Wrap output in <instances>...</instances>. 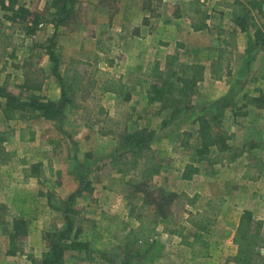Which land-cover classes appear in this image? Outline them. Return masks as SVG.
<instances>
[{"label":"rangeland","instance_id":"obj_1","mask_svg":"<svg viewBox=\"0 0 264 264\" xmlns=\"http://www.w3.org/2000/svg\"><path fill=\"white\" fill-rule=\"evenodd\" d=\"M17 1L20 2L18 5H29V7L25 6L29 10L25 18L17 17L16 21H11L10 16L13 12L2 10V7L0 9L1 92L13 93L23 100H28L33 93H36L50 100L60 101L61 89L52 74L53 63L46 48L50 44L49 39L55 36V50L62 56L61 68L70 57L96 63L102 70L122 78L129 85L133 99L119 103L113 93L103 94L87 102L74 98L72 104L65 108L63 117L52 120L30 109L19 110L16 119L7 120L3 108H0V160L2 161L0 165L7 166L3 161H11L10 169L14 174H18L20 179L21 176L37 177L34 187L41 192L40 196L52 207L61 211L64 208V201L70 194L75 193L80 187L84 189L73 203V206L81 212L83 223L79 222L76 215L74 218L76 226L82 228L79 238L87 242L89 248L69 250L67 256L84 250L88 259L101 257L117 264L127 259L131 264H148L150 261L156 264V258L164 249H177L174 244L169 246V242L160 240L159 235L162 231L169 233L164 231V224L159 227V234L146 244L117 239L123 238L125 233L117 237L113 234H104V238L103 235L101 238L87 239L89 232L85 228L95 216L99 219L102 211L118 214L129 222V228L135 225L136 205L143 198L142 193L133 191L137 177L133 173L119 174L115 170H110L108 166L112 156L120 150L125 133L147 127L156 131L152 147L163 163L162 172L155 176L153 185L163 186L191 197L196 196V207L200 210L205 208L209 200L219 203L221 211L215 226L210 232L203 234L205 246H208L210 252L207 257L211 261L210 264H235L231 258L236 252L233 238L240 213L249 210L255 218L264 220V174H257L255 179L243 178L244 165L252 164L257 158L264 160V92L255 86L250 70L230 75L228 84L206 81L203 82L201 89L198 84L197 93L186 102L180 103L175 110L164 108L162 103L149 105L146 92L149 90L150 80L146 79V71L143 73L140 68L143 64L147 67L150 62L157 59V56L140 57L137 63L135 61L136 67L127 68V62L124 61L123 64L125 53L121 51L125 40L114 39L113 42L110 40L112 46L118 47L113 52L98 51L99 46L109 42L103 39L102 43L98 42L102 38L97 36L98 25H105V28L108 25L103 24L99 19L103 17L96 15L95 5L99 0H69L65 12L53 6V0ZM102 1L108 5V14L113 12V5L117 6L116 3L124 2V0ZM187 1L181 0V3H178L180 7L175 10L196 13L198 17L195 24L201 25L205 19L201 10V0ZM152 3L160 6V0H152ZM157 10L159 8L155 13ZM34 18L36 23L33 26ZM9 21L11 22L8 23ZM143 23L144 20L141 18L133 20L130 24L132 32L140 33V25ZM150 24L148 21V25ZM110 27H112L111 23ZM29 29H33V32L28 33ZM111 33V31L106 32V37H110ZM217 35L216 40L213 35L208 36L207 46L198 45L199 40H191L189 44L184 43V48L178 47L175 39L168 42H172L173 47L176 44L177 51L184 61L194 60L205 63L207 65L205 72H207L210 71V60L217 55L215 50L223 46L228 49L227 42L222 45L219 39L222 37V32L218 30ZM256 55L257 52L251 50L249 58L253 59ZM227 63H229V53L227 60L224 61L225 70H229L226 69ZM84 68L83 65L78 66V70L82 71ZM25 80H29L30 85L43 82L42 90L26 89ZM1 102L2 105L5 104V97H1ZM95 106L96 111L99 109L98 106L104 107V116L112 118L115 122L120 120L117 134L101 140L94 139L99 126L91 121L95 112L92 116V113L89 115V111L94 110ZM201 115L213 121L216 131H224L228 134L229 147L215 146L206 160L196 161L195 139H190V144L186 147L181 143L185 138L183 133L192 128ZM7 136L10 137L9 140L2 141V138ZM252 139L253 142H250ZM49 141L59 155V161L52 168L49 163H44L45 165L34 163L42 155H46L47 158ZM4 142L5 147L16 142L23 143L26 148L32 146L37 148L41 144L44 152L42 151L39 156L27 154L24 158L29 166L22 168L18 163V158L22 157L6 154L3 150L5 147H1ZM186 164L195 166L197 164L198 169L201 170L193 175V180H191L193 177L189 180L182 178ZM1 168L3 171H9V167L1 166ZM62 196L65 198L63 199ZM172 208L178 225H174L171 221L167 225L170 228L179 225L186 227V211L189 206L183 196L174 201ZM59 219H55L54 229L44 231L45 244H47L46 232L60 230L64 225L63 212L62 226H59L61 221ZM190 227L191 229L185 228L187 231L183 230L186 231L183 232V236L192 240L196 237L197 231L191 225ZM233 229H235L234 235ZM17 244L22 245L21 238L17 240ZM183 253L179 251V255L184 256ZM253 263L264 264V246L258 249ZM185 264L195 263L189 260ZM199 264H205V261Z\"/></svg>","mask_w":264,"mask_h":264},{"label":"trees","instance_id":"obj_2","mask_svg":"<svg viewBox=\"0 0 264 264\" xmlns=\"http://www.w3.org/2000/svg\"><path fill=\"white\" fill-rule=\"evenodd\" d=\"M69 0H53V6L61 8L64 12ZM10 6H6L5 0H0V5L5 10H11V21H16L17 17L25 18L29 10L19 4L16 8L17 0H9ZM247 19L252 22V18L247 14ZM36 18L33 19V26ZM244 22V21H243ZM243 22L242 25H243ZM201 25L193 24V28L198 30ZM244 27V25H243ZM33 32L28 30V33ZM258 33V30H257ZM260 33L257 35V38ZM55 36L49 39L47 45V54L53 65L52 74L56 77L61 89L60 101H53L40 94L33 93L28 100H23L13 93L0 91V108L3 110L4 117L7 120H13L18 117L19 110L30 109L38 112L39 115L46 119H59L65 114V108L72 104L74 98L83 102L90 99L99 98L103 94L113 93L117 96L119 103H125L131 100L132 95L129 85L122 78L115 77L102 70L96 63L68 58L62 65V56L56 50ZM102 43V40L98 41ZM108 48L104 52L111 50V41L107 43ZM178 43V47H181ZM98 49H101L99 46ZM215 58L210 61V72L213 78L222 79L230 75V70L224 69V61L227 60L229 53L226 47H220L215 50ZM83 65L85 68L81 71L78 66ZM207 65L197 61H184L179 51L170 52L165 58V62L155 59L149 63L146 69V76L150 80L148 95L149 105L162 103L164 108L175 110L180 103L191 99L198 89V84L204 79ZM29 80H25L24 87L33 91H41L43 82L37 85H30ZM1 97H5L6 102L2 105ZM255 102L257 99L254 100ZM258 104V103H257ZM3 106V107H2ZM99 109L89 111L93 116L94 124L99 126V133L102 135H115L118 133L120 120L113 121L112 118L104 116V107L98 106ZM86 111V108L84 109ZM178 111V109L176 110ZM90 119V116H89ZM116 123V125H115ZM119 125V126H118ZM156 131L147 127L127 131L123 138L120 150L116 152L109 161L108 168L115 170L119 174L133 173L137 177V182L133 184L134 192L143 194L141 203L136 207L134 216L135 225L128 227L129 222L121 218L118 214H112L109 211H102L99 219L90 221L85 228L90 231L96 238H101L104 234H113L117 237L125 233L123 238L126 242H140L143 244L153 240L159 234V227L164 224V231L170 234H179L182 237V243L191 249L192 258L207 257L210 252L203 239V234L208 233L215 226L221 211V205L216 201L209 200L203 210H187L186 222L197 231L194 239H186L183 236L184 226L170 228L167 223L175 220V212L172 208L173 203L180 196L186 200L188 205H193L196 196H189L184 193H177L163 186H154L153 180L163 169V163L159 159L156 150L152 147V140ZM182 146H188L190 139H195L197 143L195 148L196 161L206 160L213 147H229L226 132L215 130V124L205 115L197 118L192 128L184 133ZM5 139L2 138V141ZM243 178L250 177L255 179L257 174H264V160L257 158L252 164L244 165ZM199 171L194 164H187L182 174L183 179H191ZM250 175V176H249ZM84 190L78 188L64 201L62 209L65 223L60 230L47 231L45 239L47 241V251L40 258L29 256L31 264H64L67 252L72 249H88V243L80 240L79 234L82 228L76 226V215L81 224L83 218L73 203L76 197ZM178 225V224H177ZM27 234V221L23 218L15 221V237H24ZM20 236V237H19ZM233 243L236 246V252L231 260L235 264H252L258 249L264 246V220L255 218L251 211H243L239 217L236 227ZM16 244V243H15ZM16 247H11V252H15ZM120 264H131L127 259Z\"/></svg>","mask_w":264,"mask_h":264},{"label":"crops","instance_id":"obj_3","mask_svg":"<svg viewBox=\"0 0 264 264\" xmlns=\"http://www.w3.org/2000/svg\"><path fill=\"white\" fill-rule=\"evenodd\" d=\"M180 1L181 0H160V6H157V3H152V0H124L123 4L118 2L116 3L117 6L113 5V12L108 14V5L105 1L99 0L95 5L96 15L97 17H103L99 19L102 20L103 24L106 23L108 25L106 28L105 25H98L99 32H97V36L102 37L100 39L104 41H112L114 39L125 40L122 43L121 49V51L125 53L123 64L125 61V63H128H126L127 68H133L136 67L137 60L146 55L152 57L156 55V58L163 64L168 53L177 51L176 44L173 47L172 42H168V40L175 39L177 44H182L181 46H183V48L184 43L189 44L191 40H199L198 45L207 46L209 45L207 42L208 36L213 35L214 40H216L219 30L222 32V37L219 38L222 41L221 44L224 45L223 43L227 42V47L229 49V63L225 65H227L226 69L230 70V75L236 73L240 74L243 71L250 70V74L252 75L251 79H253L255 86L258 87L257 89H262L264 92V1L201 0V10L205 15V19H203L201 24L203 27L198 30L193 28V23L195 24V20L198 17L196 13L179 9L178 11L175 10L177 7H180L178 4L181 3ZM190 1L191 0H188L187 2ZM18 3L20 2L17 1L15 5L16 8L18 7ZM5 4L6 6H10L9 0H5ZM23 5L29 7L28 4ZM1 7L2 5H0V9ZM157 8H159V10L155 13ZM247 14L251 16L252 22L247 19ZM104 16L106 18H104ZM138 18L144 20V23L140 25V33H133L130 24L133 20L135 21ZM148 21H150V25H148ZM10 22L11 21L8 23ZM241 22H243L244 27ZM110 23L112 27H110ZM110 31L112 32L110 37H106V32L109 33ZM259 33V38H257ZM106 48H108L107 43L106 45L102 44L101 50L98 49V51H102L101 53L113 52L114 49L118 47L112 46L111 44V50L104 52L103 49ZM179 49L180 48H178V50ZM251 50L257 52L256 57L253 59L249 58ZM140 69L143 70L144 73L147 67L143 64ZM230 75L221 80H214L211 72L208 70L205 72L203 81L199 83V88L201 89L203 82L206 81L228 84V77H230ZM131 100L133 99L131 98ZM75 133H77V131ZM110 136L113 135L105 136L97 130L94 139L101 140V138ZM9 138V136L5 137V142L9 140ZM5 142L1 147H5ZM250 142H253V139L250 140ZM48 146L47 158H45L46 155H42L35 160L34 163H38L39 165L49 163L52 168L55 167L59 161V155L56 153L54 145L50 141ZM3 150H5L6 154L20 155L19 157L22 158H18L19 166L27 168L29 164L24 157H27V154L39 156L42 154L43 148L41 144H39L37 148L33 146L32 148H26L23 143L17 144L16 142L15 144L6 146ZM1 162L0 160V163ZM3 162L6 163L7 166L0 165V264H31L29 256L40 258L43 253L47 251V244H45L43 239L44 231L50 228L54 229L53 224L55 219L58 218L61 220L59 226L63 225L62 211L52 207L48 201L40 196L41 192L34 187V181L37 180V177L25 176L24 178V176H21L20 179L18 174H14L10 169L12 166L11 161ZM1 166L9 167V171H3ZM186 166L187 164L185 167ZM199 172H201L200 168ZM193 179L194 177L191 180ZM62 197L63 199L65 198V196ZM140 202L141 201H139L136 206H138ZM196 204L197 203L188 205V210H200L196 207ZM239 217L237 224L239 222ZM20 218L27 221V234L21 238L22 245L17 244L18 237H15V221ZM94 219H98V217L95 216ZM185 225V228L191 229L187 222ZM187 229L184 230L187 231ZM186 231L183 232L186 233ZM234 231L235 229H233V235ZM94 237L95 236L89 231L87 239L91 240ZM104 237L105 235L103 238ZM159 238L160 240L169 242V246L174 244L177 249H164L163 253L156 258V264H185L189 260H193L195 264L204 261L205 264L211 263L208 257L192 259L190 248L181 243L182 237L177 234L171 235L162 231ZM13 245L16 247L15 252H11V247ZM180 250L184 252V256L179 255ZM74 253L75 254L66 256L64 264H117L116 262L101 257L88 259L85 257L86 254L84 250ZM148 264L154 263L150 261Z\"/></svg>","mask_w":264,"mask_h":264}]
</instances>
